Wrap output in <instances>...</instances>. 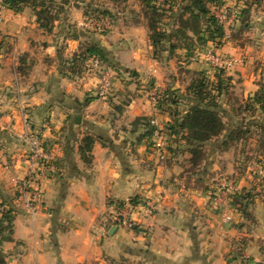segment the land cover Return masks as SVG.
Instances as JSON below:
<instances>
[{
	"label": "crops",
	"instance_id": "obj_1",
	"mask_svg": "<svg viewBox=\"0 0 264 264\" xmlns=\"http://www.w3.org/2000/svg\"><path fill=\"white\" fill-rule=\"evenodd\" d=\"M83 4H72L51 33L40 28L30 7L16 13L6 6L0 16V195L14 199L13 239L2 244L1 264H237L238 238L250 263L264 264L260 198L245 201L234 222L223 223L210 191L201 186L219 167L233 176L249 141L256 145L258 165H264V114L255 102L264 87V12L252 8L250 28L236 25L233 35L225 29L221 46L203 47L243 62L222 75L229 90L218 100L227 129L203 144L204 158L193 167L186 133L175 138V152L166 160L145 137L151 119L168 126L176 117L170 107L179 110L180 119L188 103L156 108L147 90L178 91L186 100L196 73L215 85L218 72L204 59L203 48L191 57L178 48L156 59L143 18L119 19L121 24L99 36L85 29ZM237 4L247 7L244 0H223ZM95 41L117 66L106 97L99 95L96 74L63 72L65 63ZM237 129L242 138L226 145ZM86 135L96 138L89 166L79 153ZM35 142L50 154L54 170L33 197L20 194L17 182L26 177ZM158 196L154 215L140 217L134 230L109 222L128 202Z\"/></svg>",
	"mask_w": 264,
	"mask_h": 264
},
{
	"label": "trees",
	"instance_id": "obj_2",
	"mask_svg": "<svg viewBox=\"0 0 264 264\" xmlns=\"http://www.w3.org/2000/svg\"><path fill=\"white\" fill-rule=\"evenodd\" d=\"M140 1L144 15L148 18L149 39L156 59L160 57L162 52L168 50L170 56H172L176 49L185 48L188 51V56L191 57L197 47L202 49L209 42L215 43L217 47L221 46L225 29L219 19L212 13L211 5L222 7L223 0H164L162 3H159V0ZM5 4L16 13L30 7L36 15L40 28L51 33L54 30L55 22L60 18V14L65 13L64 8L69 4V1L61 0L58 3L57 0H5ZM243 12L240 13L241 18H243V15L249 14V10ZM168 13L174 20V26H176L169 30L160 27L163 18ZM175 39L179 43H175ZM93 57L100 58L108 67H117L113 63L110 53L95 41L86 47L83 52L75 55L72 61L67 62L68 65L65 63L63 67L64 74L68 71L71 76L82 75L88 67L87 62H90ZM217 72L218 81L215 85L210 84L202 73H196L187 88L186 100L178 95V91L171 90L162 93L159 100L158 107L163 104L188 103V109L180 119L177 116H180L181 113H177V111L175 113L170 109L172 115L175 113L174 116L176 115V117H174L173 123L167 126V132L172 140L179 137L182 132L186 133L183 138L191 146L193 167H197L202 161L204 156L203 144L219 137L227 129V125L221 116L222 106L218 99L223 92L229 90V85L227 80L222 78L225 71ZM255 102L264 114V87L258 92ZM251 108L253 109V107ZM138 122H134V125ZM149 122L147 123L149 130L145 137L150 138L154 127ZM243 134L244 132L240 129L233 131L227 136L225 144L242 138ZM95 142L96 138L93 135H86L79 145L81 159L88 166L93 161L92 151ZM244 200H249V195L235 194L233 197V202L238 206ZM4 206L7 207V204L4 203ZM13 222V209L7 207L6 212L0 213V257L2 256V244L13 239Z\"/></svg>",
	"mask_w": 264,
	"mask_h": 264
},
{
	"label": "rangeland",
	"instance_id": "obj_3",
	"mask_svg": "<svg viewBox=\"0 0 264 264\" xmlns=\"http://www.w3.org/2000/svg\"><path fill=\"white\" fill-rule=\"evenodd\" d=\"M57 1L58 3L61 2V0H57ZM68 1H69V4L64 8L65 13L60 14L59 16L60 19H62L64 16H67L68 13H70V9L73 8L72 4L76 5L77 2H79V3H84L82 7H84L85 14L87 15L86 21L89 19H92V20H97L98 22H100V20L109 19L112 22V28H113V25L115 26L117 22H120L121 24V21H119V19L122 20L126 17L127 18L133 17L135 20L137 18L136 16H140L141 18H143L144 24L149 31L148 18L144 15L143 6L140 0H68ZM163 1L164 0H159V3H162ZM244 1L247 4V7H245L244 4H242V6L238 4L235 6L222 5V7H228L229 9H235L239 14L237 20L234 23L229 24L230 26L224 25V29H227L229 31L234 30L231 35L235 33L236 25L237 26L239 25L240 30L242 31H243V28H245L246 26L247 28H250L252 25V23L250 22V19L248 18L252 15V13H249V16H247V18H245L246 17L245 15H243V18H241L240 13L246 10H249V12H252V8H256L254 13L264 12V0H244ZM219 8L221 7L218 5H211L212 13L216 15ZM136 20L139 21L138 19ZM173 21L174 20L172 19L171 15L168 13L166 14L165 18H163L160 27L165 28L167 30L172 29L173 27H176L174 26ZM85 29H88L87 32L97 33V35L99 36L101 35L106 36L111 31L110 30L107 32H99V31L94 30L91 26L85 27ZM174 41L175 43H179L177 42L176 39ZM167 47L169 46L167 45ZM205 51H206V48H204L203 52ZM203 52H202V55H203ZM163 54L164 53L162 52L160 54V57H163ZM87 65H89V62H87ZM193 79H194V76H192L191 81ZM158 104H159V101L157 102L156 108H159ZM170 109H172V111H174L175 113L176 111L177 113L179 111L178 109L175 110V108L173 107H170ZM253 143L254 142L249 141L248 142L249 145L247 146L246 151L242 153L240 157H238L239 160L236 161V165L234 166V173L232 174L233 176H231V174L230 175L226 174L225 173L226 171H224L221 167H219V169H217L215 172L212 173V175H210V178L214 180H211L209 178V180L205 181V183H202L201 185L203 188L208 189V192L210 191V194L208 195L210 197V201L213 202L215 209L219 211L223 223H233L234 215L236 214V211L241 212V210L244 209V206H245V200L240 204V206L236 205L233 202V197L235 193H232L229 196L225 197L221 191V188L224 185H226L227 187H230L231 189H234L236 191V194L249 195L250 203L251 202L254 203V198L259 197L261 203L264 205V165L263 164L258 165L257 162L260 160H259V156L256 155L257 152H255L256 145L253 146L252 145ZM174 144H175V140L171 139L170 151L172 152V154L175 152V148L173 147ZM163 160H166V159H163ZM242 180L244 181L243 185L247 182L248 183L250 182L249 184L252 185V187L246 188L245 186H242L241 184ZM29 191L30 190H28V192L26 193L29 194ZM19 193L22 195L25 194L24 192L23 193L19 192ZM8 197H11V196L9 195ZM156 199L161 200V197L158 196ZM13 200L12 198L3 200L2 196L0 195V213H2V208L5 207L4 203L7 204V207H9V209H13L14 208ZM30 201L29 203H31ZM114 214L112 215L111 219L113 218ZM226 214L230 215L232 219L229 221H226L225 219ZM109 222L112 224L111 220ZM233 242H235L236 244V249L234 252L236 255V259L238 261L237 264H251L250 258L246 257V254H245L246 246L243 242H241V238L234 239Z\"/></svg>",
	"mask_w": 264,
	"mask_h": 264
},
{
	"label": "built area",
	"instance_id": "obj_4",
	"mask_svg": "<svg viewBox=\"0 0 264 264\" xmlns=\"http://www.w3.org/2000/svg\"><path fill=\"white\" fill-rule=\"evenodd\" d=\"M6 9L5 0H0V15ZM221 24L228 25L234 23L239 14L235 9H229L228 7H221L215 15ZM85 26H91L94 30L99 32H107L112 30V22L109 19L97 20L89 19L84 23ZM204 59L211 65L216 71H231L235 66L243 62L242 58H238L231 55H224L218 53L216 48H207L203 52ZM86 73L96 74L99 79L98 91L99 95L106 97L110 92L113 85V78L115 76L114 70L111 67L106 66L102 60L98 57H93L89 62ZM85 81V76L79 79V83ZM147 96L150 103L156 107L157 102L161 98V93L156 87H150L147 90ZM150 124L154 127V131L149 138L151 149L156 153L159 158L167 159L170 156V144L171 137L167 132V125L160 123L156 119H151ZM30 166L27 171L26 177L23 180L17 182L19 192L25 193L29 191V194L33 197L41 194L43 189L44 179L49 171L54 170L53 160L50 154L43 148L39 142L33 143L32 149L29 155ZM224 196H229L232 193L236 194L234 189L224 185L221 188ZM159 199L147 198L139 204L127 203L125 208L117 211L111 219L112 224L122 228L124 230H134L140 223V217H151L154 215L157 209V203ZM5 208V209H4ZM7 207L2 208V213L6 212ZM226 221L232 219L228 214L225 215Z\"/></svg>",
	"mask_w": 264,
	"mask_h": 264
}]
</instances>
